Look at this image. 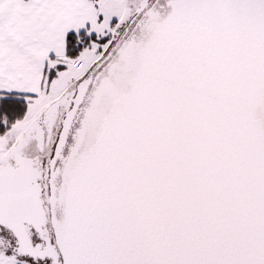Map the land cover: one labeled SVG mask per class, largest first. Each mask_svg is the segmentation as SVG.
Instances as JSON below:
<instances>
[{"label":"snow or ice","instance_id":"1","mask_svg":"<svg viewBox=\"0 0 264 264\" xmlns=\"http://www.w3.org/2000/svg\"><path fill=\"white\" fill-rule=\"evenodd\" d=\"M0 264H264V0H0Z\"/></svg>","mask_w":264,"mask_h":264}]
</instances>
